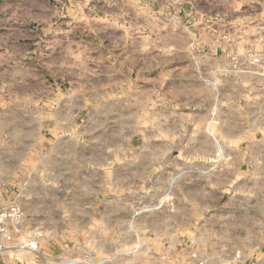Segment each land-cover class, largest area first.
I'll use <instances>...</instances> for the list:
<instances>
[{
    "label": "crops",
    "instance_id": "0c3cea01",
    "mask_svg": "<svg viewBox=\"0 0 264 264\" xmlns=\"http://www.w3.org/2000/svg\"><path fill=\"white\" fill-rule=\"evenodd\" d=\"M0 16V209L24 213L0 264L141 242L160 246L141 264H165L169 229L231 255L215 198L258 161L264 0H31Z\"/></svg>",
    "mask_w": 264,
    "mask_h": 264
},
{
    "label": "rangeland",
    "instance_id": "374dc122",
    "mask_svg": "<svg viewBox=\"0 0 264 264\" xmlns=\"http://www.w3.org/2000/svg\"><path fill=\"white\" fill-rule=\"evenodd\" d=\"M17 3H23V6H17ZM17 7L18 10H16ZM7 8L9 11H7ZM27 9H31V0H0V14L27 11ZM10 23L12 22L6 21L4 17L0 16V35L5 32ZM252 57L256 56L252 55ZM237 71L252 72V70L246 68ZM259 73L264 78V68ZM262 91L264 92V84ZM256 121L260 122L259 127L261 128V131L257 134L258 136L255 137L259 143L250 150L252 153L248 152V154L257 158V163L246 165L243 171L233 175L235 180L232 183L231 190L226 191L225 196H217L215 198L217 208H221L226 218L231 220L232 228H230L231 230H225L229 236L224 240L225 244H229L226 248L231 250V255L228 252L225 255L215 252V240H208L207 235H200L199 239H195L197 241H193V243L177 245L175 241L176 231L169 229L168 243L163 246L165 264H197L200 259H213L215 256H217L218 260L215 262L218 264H238L235 261L230 262L228 260H232L235 253L252 254V257L257 254L255 257L256 261L253 260V262H256L255 264H264V101L263 110ZM185 151L187 152V150ZM224 153L225 150H219L217 157H225ZM228 156L230 159H235L237 154L232 150L228 153ZM187 167L185 166V168ZM214 171L216 175L213 174L212 179L222 176V166L217 165ZM183 177L185 180L197 178V176H193L192 172L188 171L184 172ZM217 193L220 194L219 191ZM140 231L142 232V230ZM136 235L137 240L140 241L141 238L139 237H141V234L137 233ZM26 236L28 235L23 237ZM23 237L19 239L20 242ZM246 246L248 248H245ZM149 247L141 242L132 247L120 246L119 249L116 248L112 252L91 253L92 261H89V258L82 259L83 257L80 258L79 256H77L76 260L78 262L87 261L79 264H113V262L115 264L118 261L122 264H141L149 255L154 258V256L160 254L159 245ZM134 257L136 258L135 262L133 260Z\"/></svg>",
    "mask_w": 264,
    "mask_h": 264
},
{
    "label": "built area",
    "instance_id": "2783aa9c",
    "mask_svg": "<svg viewBox=\"0 0 264 264\" xmlns=\"http://www.w3.org/2000/svg\"><path fill=\"white\" fill-rule=\"evenodd\" d=\"M252 57V56H251ZM253 63H258L257 57L251 58ZM24 223V213L17 203H11L10 205L0 209V253L9 248V244L14 240V234L18 233L21 226ZM36 234H30L23 237L20 242L21 248H26L32 252H36L39 247ZM240 255L235 254V258L239 259ZM81 262H87L86 260L78 262L75 259H64L57 257L55 259L43 260L44 264H79ZM197 264H213L209 259H200Z\"/></svg>",
    "mask_w": 264,
    "mask_h": 264
}]
</instances>
